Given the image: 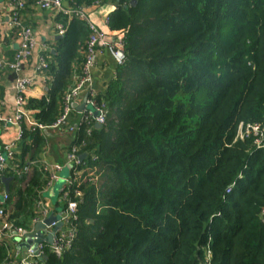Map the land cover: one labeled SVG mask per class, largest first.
Masks as SVG:
<instances>
[{"label": "trees", "instance_id": "16d2710c", "mask_svg": "<svg viewBox=\"0 0 264 264\" xmlns=\"http://www.w3.org/2000/svg\"><path fill=\"white\" fill-rule=\"evenodd\" d=\"M64 1L79 9L96 0ZM130 1L116 0L108 17L126 59L95 98L105 123L82 121L69 147L86 154L61 192L63 211L77 203L74 239L38 264H264V148L235 140L241 123L264 129V0ZM56 21L65 33L42 70L50 85L25 105L45 126L62 115L89 37L79 18ZM20 128L2 173L13 178L6 220L30 230L49 174L37 165L26 180L45 139ZM10 256L1 239L0 264Z\"/></svg>", "mask_w": 264, "mask_h": 264}, {"label": "built area", "instance_id": "2783aa9c", "mask_svg": "<svg viewBox=\"0 0 264 264\" xmlns=\"http://www.w3.org/2000/svg\"><path fill=\"white\" fill-rule=\"evenodd\" d=\"M10 2V10L11 17L9 27L16 31L15 33V41H16V50L14 52L13 59L10 63L6 64L10 72L12 73V88L14 90V109L10 116H4L1 114V106L0 102V127L4 130L10 129L12 127H16L19 129L18 132V140L21 139V128L20 125L22 122H25L32 130L37 129L39 131H47V130H55L61 129L66 126V122L69 114L72 111V103H74L82 93L90 91V86L92 82V69L96 64V58L98 53L105 49L110 52V54L115 59L117 65H122L125 62V44L123 40V36H116L111 33L109 30H101L97 27L90 19L87 11L89 9L96 10L100 8L105 0H96L91 7L89 8H79V9H71L66 8L64 6V0H35V6L42 10L54 11L56 14L61 13L65 15L68 20L73 17L79 18L83 20L89 30V37L86 42L85 56L84 61L81 67L80 75L77 78L75 86L71 89V91L64 97L63 101V111L62 115L51 125L45 126L33 121L30 117V112L25 109L26 105V92L29 87L33 84L34 76H26L24 74L25 67L28 61L33 56L35 49L37 47V39L34 35V32L26 25H24L21 21L20 12L23 10L26 0H9ZM109 16L104 18V24L107 26L109 21ZM108 28V26H107ZM56 29L58 31V35L63 36L65 33V27L58 24L56 25ZM46 63L43 59H40L39 65L36 67L35 72H40L46 68ZM87 109L91 107V110L84 114L83 121H88L92 119L95 124L100 126L104 125L106 120V110L105 105L103 103L97 104L94 95L90 92L88 96V100L86 102ZM94 113H96V117H94ZM249 137L254 138V145L257 148H264V129H261L258 125H244L239 124L235 140H244ZM14 154V149L12 145H6L0 149V189L2 173L9 166V162L12 159ZM67 161L71 165V171L75 173L77 165L79 164L77 150L72 148L70 153L67 155ZM60 168L55 167V171H58ZM48 169L45 168V171ZM49 181L47 183V187L50 186L52 182L56 180L54 170H50ZM71 185L70 179L67 180V186ZM231 187L227 189V193L230 192ZM81 193L79 191H75V197H80ZM67 197V192H64L62 199L64 200ZM7 201V193L2 192L0 195V240L3 239L4 236H8L11 232H14L19 239L23 240L24 236L27 233H31L33 231L34 226L37 223H42L47 215L48 211L43 201L37 200L36 207L41 211V218H36L31 221V229L23 230L22 228H13L12 225L6 220V212L8 207L5 205ZM76 201H69L67 203V207L64 211H62L61 215L58 217V221L62 224L61 228L58 229L56 233L52 235V242L48 244L46 242L40 243H32L25 249H22L21 257L18 260H12L7 262L6 264H38L43 260L44 254L46 250H49L51 253L56 255L57 257L61 256V254L70 247L74 235L75 230L72 226V221L76 219ZM57 222L51 223L46 226L43 233L44 237H47L53 231ZM65 226L68 228L65 229ZM204 264H209V258L207 256Z\"/></svg>", "mask_w": 264, "mask_h": 264}, {"label": "crops", "instance_id": "0c3cea01", "mask_svg": "<svg viewBox=\"0 0 264 264\" xmlns=\"http://www.w3.org/2000/svg\"><path fill=\"white\" fill-rule=\"evenodd\" d=\"M9 2V0H0V102L2 103L1 114L4 116L12 114L15 97L12 88L13 76L2 70L3 66H6L7 62L12 60L17 48L15 38L11 34V28L9 27L11 17ZM63 3L66 8H69L65 1ZM115 4L116 0H105L100 8L96 10L89 9L87 14L97 27L101 30H108L104 24V18L109 16L115 9ZM56 16V12L42 10L35 6L34 3H29L28 0L26 1L25 8L20 13L22 23L34 32L37 39L35 52L24 70L26 76H34L33 84L26 92V99H41L46 95L50 85V78L45 76L43 71L36 73L35 69L39 65L40 59H43L46 63L48 59L47 54L49 52L54 53L55 42L61 38L56 29V25H58ZM118 66L108 50H101L92 69V82L89 93L91 92L95 98L102 94L107 88L108 83L114 79ZM89 93L88 91L82 93L79 99L72 103V111L68 116L65 127L43 132L45 139L43 150L39 154L37 162L32 163L26 170V180L32 174L34 166H41L44 170L47 168V173L50 170H54L56 180L42 192V201L47 208L48 214L53 213L55 216H58L63 211L61 192L67 186L71 170V165L67 161V155L71 151L69 147L72 143L74 131L82 123L84 114L88 111L86 102ZM84 100L85 104L83 106ZM18 132L19 129L16 127L7 130L0 127V149L6 145H12L14 152L19 151L20 140L17 138ZM55 167H59L60 169L55 171ZM12 181L13 179L9 183V186ZM14 187L23 189L25 182L18 183L17 185L15 183ZM54 187H59L58 193H56ZM2 192H5L4 186L0 189V195ZM41 233L45 236L43 231ZM3 239L8 244L12 260H18L21 257L22 249H25L24 247H20V244L26 242L25 239H19L14 232H11L8 236H4Z\"/></svg>", "mask_w": 264, "mask_h": 264}, {"label": "water", "instance_id": "95a60500", "mask_svg": "<svg viewBox=\"0 0 264 264\" xmlns=\"http://www.w3.org/2000/svg\"><path fill=\"white\" fill-rule=\"evenodd\" d=\"M136 4L135 0H131L130 1V5L134 6ZM85 104V100L83 101V106ZM96 113H94V117H96ZM96 128H101L100 125L96 124L95 125ZM86 158V154H80L78 155V161L79 163L83 162V160ZM13 178L12 177H3L1 179V183L4 186V190L6 193H8L9 190V183L11 182ZM61 215V214H60ZM55 216L53 213H50L47 215L46 219L42 222V223H37L34 228L33 231L31 233H27L24 236L25 239V243L20 244V247H24L27 248L28 246H30L32 243H40V242H46L48 244H51L52 242V235L54 233H56L58 231L59 228H61L62 224L58 221V217L60 216ZM57 222L53 231L51 232L50 235H48L47 237H44L43 234L41 233V231H44L45 227L50 225L51 223Z\"/></svg>", "mask_w": 264, "mask_h": 264}, {"label": "rangeland", "instance_id": "374dc122", "mask_svg": "<svg viewBox=\"0 0 264 264\" xmlns=\"http://www.w3.org/2000/svg\"><path fill=\"white\" fill-rule=\"evenodd\" d=\"M88 109L91 110V107H89ZM54 190L56 191V193H58V192H59V187H54ZM67 228H68V227L65 226V229H67Z\"/></svg>", "mask_w": 264, "mask_h": 264}]
</instances>
